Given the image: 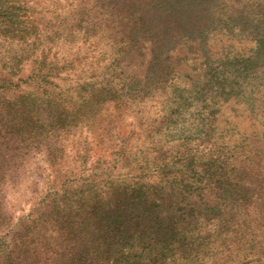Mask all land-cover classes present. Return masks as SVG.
Masks as SVG:
<instances>
[{
  "label": "trees",
  "instance_id": "16d2710c",
  "mask_svg": "<svg viewBox=\"0 0 264 264\" xmlns=\"http://www.w3.org/2000/svg\"><path fill=\"white\" fill-rule=\"evenodd\" d=\"M14 3L0 0V158L26 127L63 131L77 113L127 110L139 141L124 172L52 191L14 225L0 215V264H264V0H69L38 25ZM54 40L76 49L22 74ZM74 87L86 100L69 110Z\"/></svg>",
  "mask_w": 264,
  "mask_h": 264
},
{
  "label": "rangeland",
  "instance_id": "374dc122",
  "mask_svg": "<svg viewBox=\"0 0 264 264\" xmlns=\"http://www.w3.org/2000/svg\"><path fill=\"white\" fill-rule=\"evenodd\" d=\"M14 1L16 3L10 4L13 6L10 9L11 12L21 13L24 22L29 21V16L24 12L33 13V21L30 24L38 25V22L45 20V12L63 10L65 6H68L69 0H35L36 5L31 0ZM208 39L211 41L213 38L209 36ZM43 41L37 44L39 47L34 53L38 52L45 43L51 42L47 39ZM73 45L57 41L51 46L50 53L45 59H40L38 54H31L23 62L22 74L31 69H38L45 75L52 74L53 71L49 70L50 61L68 56L72 49L73 51L76 49ZM74 71L75 74L87 75L84 71ZM70 77H72L70 74L65 75L63 72L59 76L61 81H67L66 88L73 83L68 81ZM62 97H64L63 102L69 106L67 108L72 110V106L83 108L86 93L83 89L74 87ZM11 99L13 101L12 96ZM27 106L28 110L37 108L39 121L35 122H43L45 125L46 112L42 109V105L40 107L32 105V107L28 104ZM56 107L59 108V105ZM95 107L96 105L92 108ZM14 108L18 110L21 106ZM242 110L241 106L236 105L231 111V119L239 132L246 131L244 134H249L250 121L246 112ZM107 111L105 104H101L95 114L107 115ZM118 111L121 115L116 118L96 116L93 119L96 121L94 125L93 120H86L88 116L83 120L81 114H74L63 131L54 130L50 124L46 125L43 131L28 126L21 136L23 139L16 137L14 142H10L8 158H0V215H2L1 218L4 217L3 223L14 225L24 219L30 209L35 207L46 194L59 190L63 186L67 187L74 181L102 172H110L111 175L124 172L126 169L118 161L119 157L126 150L134 148L139 141V132L132 113L121 108ZM26 117L27 115L23 114V120ZM224 123L225 121L221 119L218 124Z\"/></svg>",
  "mask_w": 264,
  "mask_h": 264
}]
</instances>
